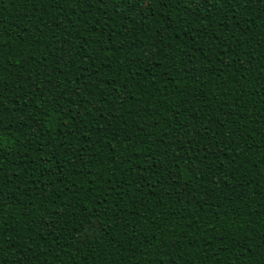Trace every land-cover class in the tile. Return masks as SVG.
<instances>
[{"label":"trees","instance_id":"1","mask_svg":"<svg viewBox=\"0 0 264 264\" xmlns=\"http://www.w3.org/2000/svg\"><path fill=\"white\" fill-rule=\"evenodd\" d=\"M0 264H264V0H0Z\"/></svg>","mask_w":264,"mask_h":264}]
</instances>
